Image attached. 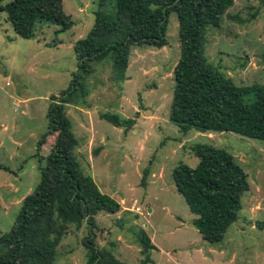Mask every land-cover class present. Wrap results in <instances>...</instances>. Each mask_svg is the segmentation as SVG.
I'll return each instance as SVG.
<instances>
[{"label":"rangeland","instance_id":"obj_1","mask_svg":"<svg viewBox=\"0 0 264 264\" xmlns=\"http://www.w3.org/2000/svg\"><path fill=\"white\" fill-rule=\"evenodd\" d=\"M61 8L71 29L58 33L59 27L43 25L31 40L18 37L4 14L0 18V166L7 169H0V235L10 230L40 180L39 168L56 136L39 152L37 142L46 132L50 97L67 90L77 73L75 44L88 35L96 13L112 12L110 0H61ZM166 28V47L131 49L124 81H113L109 60L95 64L92 74L79 73L88 96L83 105L65 108L78 140L74 154L120 211L99 213L92 231L85 222L70 225L53 264H86L87 237L120 262L142 264V232L154 242L149 264H264V141L194 130L182 135L169 122L172 72L180 55L175 14ZM204 56L236 86L264 85V7L234 0L219 28L208 27ZM106 113L135 124L125 132L100 118ZM196 144L227 151L247 174L239 218L217 245L193 226L197 216L172 179L179 164L197 166L191 152Z\"/></svg>","mask_w":264,"mask_h":264},{"label":"trees","instance_id":"obj_2","mask_svg":"<svg viewBox=\"0 0 264 264\" xmlns=\"http://www.w3.org/2000/svg\"><path fill=\"white\" fill-rule=\"evenodd\" d=\"M110 1L112 12L96 13L92 29L74 46L78 70L71 86L50 97L46 132L37 142V150L49 136H56L54 144L39 168L38 184L23 199L10 230L0 235V264H53L70 225L80 228L85 222L92 231L99 213L120 211L119 203L102 193L78 163L74 154L78 140L65 108L83 105L88 96L80 71L92 74L95 64L109 60L112 79L119 83L125 80L133 47H166L171 14L178 21L180 55L172 72L169 122L182 135L194 130L264 141V85L236 86L204 56L208 27L219 28L234 0ZM256 1L264 7V0ZM2 14L24 40L33 39L43 25L59 27L58 33L73 25L62 12L61 0H0V18ZM100 118L125 132L135 124L118 114L106 113ZM191 152L198 159L197 166L179 164L172 173L173 183L190 213L197 216L192 224L202 239L217 245L239 218L241 199L249 191L247 174L223 149L196 144ZM138 241L145 254L142 264H149L148 252L155 247L143 232ZM82 244L86 264H126L97 248L94 237L85 238Z\"/></svg>","mask_w":264,"mask_h":264},{"label":"crops","instance_id":"obj_3","mask_svg":"<svg viewBox=\"0 0 264 264\" xmlns=\"http://www.w3.org/2000/svg\"><path fill=\"white\" fill-rule=\"evenodd\" d=\"M152 244L154 243L153 240H151Z\"/></svg>","mask_w":264,"mask_h":264}]
</instances>
